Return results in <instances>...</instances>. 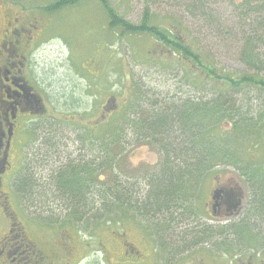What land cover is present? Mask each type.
Instances as JSON below:
<instances>
[{
    "label": "rangeland",
    "instance_id": "rangeland-1",
    "mask_svg": "<svg viewBox=\"0 0 264 264\" xmlns=\"http://www.w3.org/2000/svg\"><path fill=\"white\" fill-rule=\"evenodd\" d=\"M146 1L60 0L57 11L47 16L40 15L39 4L35 1L22 0L19 6L12 7V16H21L20 25L33 24L43 30L44 38H40L35 54L39 64L37 73L49 93L60 92L55 114L60 128L51 141L69 143L65 149L72 156L79 153L77 135L84 129H78L116 119L119 108L135 88H139L150 103L165 97L182 100L217 93L207 86H189L180 69L175 74L174 67L178 63L168 57V50L154 38L147 35L123 37L119 29H109L108 9L138 26ZM148 3L154 24L171 30L207 62L235 76L248 71L239 53L252 19L241 18L237 7L241 0H149ZM2 10L0 7V12ZM229 29L232 30L230 35ZM262 76L264 78V72ZM258 96L256 91L249 93L248 101L253 108L263 103ZM243 98H248L247 89L238 96L239 101ZM111 103L116 108L109 110ZM39 141L37 138L27 141L18 167L22 162L33 161L31 157H35ZM127 156L120 170L122 175L133 178L153 169L160 161L155 147L129 146ZM217 176L222 187L245 189L231 169L211 174L200 191L189 193L199 213L198 218L188 222L192 227L203 224L219 229L244 218V213L232 221L213 215L211 194ZM101 180L104 181V177ZM50 203L46 208L35 210L21 202L27 208L21 210V221H24L29 238L46 256H51L54 264H264V246L233 245L231 241L237 239L233 234L229 240L213 238L183 255L177 254L178 251L168 255L169 251L159 249L160 243L154 241L148 226L143 227L140 221H126L120 226L113 223L110 229L104 223L92 231L91 226L61 224L67 216L65 207L56 204L51 209ZM0 221L4 224L1 212ZM188 223L185 221L181 226ZM261 228L264 231V223Z\"/></svg>",
    "mask_w": 264,
    "mask_h": 264
},
{
    "label": "trees",
    "instance_id": "trees-1",
    "mask_svg": "<svg viewBox=\"0 0 264 264\" xmlns=\"http://www.w3.org/2000/svg\"><path fill=\"white\" fill-rule=\"evenodd\" d=\"M146 2L138 26L108 9L109 29H119L123 37L154 38L178 63L175 74L180 69L189 86H207L217 93L182 100L165 97L150 103L135 88L116 119L80 127L78 130H84L78 133V140L90 142V168L84 161L78 165L85 169L74 165L65 171L69 177L60 178L59 200L68 203L66 221L85 223L94 231L104 223L110 229L113 223L120 226L137 220L148 226L159 249L169 251L168 255L176 251L183 255L213 238L229 240L232 234L237 237L231 241L233 245L264 246V0H241L237 5L241 18L252 19V23L239 53L248 71L236 76L207 62L171 30L154 24L149 0ZM57 9L58 5L47 11ZM231 33L229 29L228 35ZM246 89L248 98L239 101ZM252 91L263 100L258 108L249 104ZM129 146L155 147L159 163L135 179L122 175ZM224 169L235 171L244 184L248 196L244 218L219 229L203 224L192 227L188 222L199 213L189 193L200 191L211 174ZM81 173L90 175L86 180L90 196L83 193ZM86 204H90L88 211ZM185 221L188 224L181 226Z\"/></svg>",
    "mask_w": 264,
    "mask_h": 264
},
{
    "label": "flooded vegetation",
    "instance_id": "flooded-vegetation-1",
    "mask_svg": "<svg viewBox=\"0 0 264 264\" xmlns=\"http://www.w3.org/2000/svg\"><path fill=\"white\" fill-rule=\"evenodd\" d=\"M21 1L0 0L3 9L0 12V212L4 221V224L0 223V264H54L51 256H46L29 238L24 221H21V210L27 208L21 202L35 210L46 208L51 202V209L57 204L65 207L67 212L68 203L58 202L60 178L69 177L65 171L74 169V165L85 169L78 165L84 161L90 168L91 149L90 142L78 141L79 153L72 156L65 149L69 143L51 141L60 128L59 118L55 115L60 92L49 93L37 73L39 64L35 54L40 47V38H44L43 30L33 24L20 25V14L12 16V7L19 6ZM31 1L39 4L40 15L47 16V9L55 7L60 0ZM111 108L115 109L116 105L111 103L108 109ZM36 138L40 141L35 157H31L33 161L22 162L18 167L23 146ZM78 176L84 183L83 193L90 196L91 189L86 184L90 175L81 173ZM211 204L212 213L217 217L231 215L227 196L223 195L215 207V203ZM86 206L88 211L90 204ZM66 219L61 224H76ZM78 226L87 227L85 223Z\"/></svg>",
    "mask_w": 264,
    "mask_h": 264
},
{
    "label": "water",
    "instance_id": "water-1",
    "mask_svg": "<svg viewBox=\"0 0 264 264\" xmlns=\"http://www.w3.org/2000/svg\"><path fill=\"white\" fill-rule=\"evenodd\" d=\"M227 196L228 198V211L231 213V216H238L242 209H243V202H242V197H243V191L241 188L238 186L234 188H218L213 192V197L212 200L215 203L214 207L217 205V201H219L222 196ZM213 207V208H214ZM230 217V216H229Z\"/></svg>",
    "mask_w": 264,
    "mask_h": 264
},
{
    "label": "bare ground",
    "instance_id": "bare-ground-1",
    "mask_svg": "<svg viewBox=\"0 0 264 264\" xmlns=\"http://www.w3.org/2000/svg\"><path fill=\"white\" fill-rule=\"evenodd\" d=\"M184 102V101H183Z\"/></svg>",
    "mask_w": 264,
    "mask_h": 264
}]
</instances>
